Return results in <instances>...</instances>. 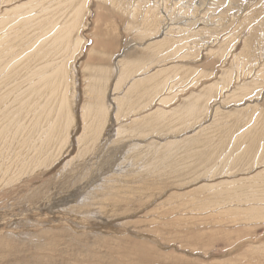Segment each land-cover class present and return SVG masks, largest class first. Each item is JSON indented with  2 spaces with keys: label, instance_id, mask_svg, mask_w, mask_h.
Segmentation results:
<instances>
[{
  "label": "bare ground",
  "instance_id": "obj_1",
  "mask_svg": "<svg viewBox=\"0 0 264 264\" xmlns=\"http://www.w3.org/2000/svg\"><path fill=\"white\" fill-rule=\"evenodd\" d=\"M18 1L0 0V264L6 262L3 260L4 253L12 254L13 247L10 244L13 242L15 245L16 240L20 241L24 238L29 241L43 240L39 246L38 255L33 256L31 262L26 260L31 264H126L123 257L114 256L113 258L111 250H108L112 256L110 261L100 260L96 251L88 252L89 250L84 251L87 259L79 258V255L75 253L70 254L68 258L62 255L58 243L63 233H68L69 230L84 231L83 234H86V230L92 231V226L95 227V225L88 218L90 215L98 217L100 229L106 230L109 222L108 218L103 216H120L127 213V207L134 199L131 197L132 193L125 190L126 187L123 185L120 186L121 190H116L119 186L91 185V188H79V186H64V183L69 179L57 178V174H60L58 172H62L61 168H65L69 163L64 161L65 154L72 149V141L70 143L69 140V133H71L69 127L74 123L73 107L76 99V96L74 97L76 89L73 85L75 75L72 66L82 51L84 40L88 37H80V30L86 26L87 17L90 15L89 4L92 0H29L17 4ZM107 1L129 15L128 26L131 31L139 32V39L145 41L141 46L146 51L143 59H130L126 57V53V56L123 55L121 58L119 68L113 66L108 70L93 66L89 75L93 81L86 84L88 91L91 94L93 92L102 93L106 92L110 86L111 99L110 102L106 101L103 96L101 103L84 102L81 105L83 133L78 139L73 140L75 142L78 140L76 143L79 146L77 154L81 158L83 156L86 158V155L90 157L92 151L100 150L101 143H104L103 137L107 135L106 131L111 127L108 120V116L112 115L111 110H113V118L117 123L125 125L124 121L130 120L131 124H129V128L117 125L113 131L114 139L135 132L141 133L152 122L170 121L175 118L185 125L197 123L198 125L192 129L197 133L212 122L219 121L220 104L219 102L211 104V102L217 100L220 102L224 100L228 102L241 101L255 85L260 87L256 94L261 95L264 88V83H260L264 79L262 78V76L264 77L263 29L254 39L251 50L247 51V41L244 39L243 48L239 52H232L234 55L231 59L228 58L229 65L226 64L228 66L225 69L222 68L216 81L215 79L209 81L199 91L184 96V101L179 105H175L173 102L171 107H157L156 103L158 105L166 104L173 100L169 92L174 87L172 81L175 78L189 76V73L194 72V70L181 67L178 63L175 64V61L169 64V58L177 57L179 54V57L183 59L186 55L198 56L204 48L205 51L216 55L223 54L222 44L219 46L216 44V47L213 46L209 49L208 45L205 47L204 44L209 43L210 45L211 42L218 41V34L211 31L207 33V30L211 28L210 26L219 25L220 21H223L224 15H222L223 18L217 19L218 16L215 18L212 11L205 12L209 8L203 7L202 11L199 10L200 4H205L201 0L197 3L192 2L193 0L187 3L184 1L185 4L179 3V5L170 3V0ZM141 7L143 8L142 12L140 11ZM212 7H210L211 10L214 9ZM179 8H183V12L176 15ZM140 13L141 16H139ZM197 13L199 16L196 15ZM180 15L184 19L185 17L188 19L179 25L176 16ZM226 18L228 17L226 16ZM198 26H200L199 29ZM192 28L198 30L194 29L193 32ZM202 33H206L211 42L205 41L206 36L202 37ZM194 34H200L202 39L196 43L192 41L195 43L192 47L188 42H180L181 39H189L191 36L195 40L196 35L193 36ZM200 42L202 43L198 47ZM202 46H204L202 50L196 49H201ZM184 47L190 49L185 50L186 53L181 55L179 51ZM65 53L69 54H67L68 58L65 57ZM157 56L158 59H154ZM71 57L73 58L71 59ZM68 60H70L69 63H67ZM167 64L169 65L167 66ZM239 68L246 73L254 70V75L258 78L251 81V84L242 83L234 89L229 88L232 73ZM206 71L200 70V76L208 75L204 74ZM206 79L208 80L207 77ZM227 88L229 89L227 90ZM88 91L85 92L88 93ZM162 91H166L167 94L161 93ZM141 93L148 94L149 101L144 105L139 104L138 95ZM255 105L252 108L258 110V114L256 112L250 114L252 108L248 109L249 107L233 113L234 118L253 121V126L240 134L238 140H244V136H253V133L264 137V110ZM205 119H209L208 125L202 122ZM254 127L255 132L252 130ZM206 128L208 129V127ZM74 129L76 130V128ZM235 130H226V134L231 136L235 134ZM194 140L192 137L178 143L176 141L166 142V145H159V142L156 144L153 141L141 144V139L134 141L125 156L130 163V169L120 168L121 172L118 175L123 177L129 174L127 181L130 182L132 179L139 178V175L140 177L142 175L144 179V174L153 173L160 167H169V171L166 173L172 174L178 170L175 168L174 162L168 163V159L173 157V151L185 147L186 143H191ZM259 141L262 142L256 146L254 139L249 137L243 146L242 144L236 146L238 154H226L221 159L231 158L229 161L233 170H235L233 167L241 166L242 169L249 172L254 168V162H258L254 165H259L260 170L246 178H243V175L247 173L234 179H231L234 174L228 175L221 181L216 180L218 182H214L216 178L211 179L199 185L201 186L199 190L215 188L216 195L220 196L233 189L229 185L241 183L238 187L243 191H236L230 198L244 195L246 199L251 196L254 200H260L262 204L264 201V138ZM173 144H176L175 147ZM167 146L171 149H167ZM162 148L172 152L162 154L160 153ZM222 149L229 151L227 144ZM253 151L255 153H252ZM242 152L248 153L243 154ZM213 158L215 159L214 156ZM77 159L78 157H76ZM181 170L178 171L181 172ZM235 176L237 175L235 174ZM55 178L58 181L57 185L63 184V186L49 185L55 182ZM257 184L258 186H256ZM136 189L142 191V189ZM23 191L26 194H22ZM20 192L25 198L23 199L25 204L21 207L25 213L20 215L14 223L15 220L12 219L14 214L11 213L13 210L9 208L8 202H10L12 193ZM118 195L121 196L120 200L114 198ZM64 205H68V207ZM116 205L121 210L115 211ZM59 206L64 207L54 210ZM243 213H247L243 214L244 217L250 218L264 216V205L247 207ZM31 215H34V218H31ZM146 227V229L155 232H158L159 229L157 224L155 226L148 224ZM42 250L49 252L41 253ZM12 261L11 264H21L16 259H12Z\"/></svg>",
  "mask_w": 264,
  "mask_h": 264
},
{
  "label": "rangeland",
  "instance_id": "obj_2",
  "mask_svg": "<svg viewBox=\"0 0 264 264\" xmlns=\"http://www.w3.org/2000/svg\"><path fill=\"white\" fill-rule=\"evenodd\" d=\"M27 1L29 0H19L17 4ZM180 1L170 0V3L173 2L179 5V3L185 4L184 1L186 3L190 2V0ZM199 1L200 0H193L192 2L197 3ZM201 2L205 4L203 5L201 3V8H198L199 10L202 11L204 9L203 7L209 8V10H205V12L210 13V11H212L211 13L213 16L215 15V18L218 16L217 19L223 18L222 15H224L223 21L221 20L222 22L220 21L219 25L210 26L211 28L207 30V33L211 31L212 33L218 34V41H215L216 43L211 42L210 38H208L209 36H206V33L201 34L202 37L206 36L204 38L205 41L211 42L210 45L209 43L204 44L205 47L208 45L207 47L209 49L213 46L216 47V44L217 46L222 44L221 46L224 50L223 54L216 55L210 51H205L204 46H202L201 49L196 48L198 51L204 48L201 53L199 52L198 56L186 55L187 58L185 56V59H183L179 57L180 54L178 53L179 55L177 57L173 56L169 58V64L175 61V64L178 63L181 67L187 70H194V72L192 74L189 73V76L175 78V80L172 81L174 87H172L169 92L173 100L166 104L160 103L158 105L157 103H153L157 107H171L173 106L171 104L173 102L175 105H179L184 101V96L191 92L199 91L201 87L209 83V81H213L214 79L216 81L222 68L225 69L229 65V59L234 55L232 52H239L243 48L244 39L247 41L246 47L247 51H249L254 45V39L262 29L264 30V0H210V3L208 0H201ZM89 6L90 15L88 14L86 26H83L80 30V37H88L84 40L82 51L72 66L75 75L73 85L76 89V94L74 95L76 99L73 107L74 123L69 127V131L71 132L69 133V140L70 143L72 141V149L65 154L64 161L69 162L67 166H65L66 170L62 167V172H58L60 174H57V178L59 177V179H61L62 177V179H69V183H64V186H79V188H91V185L119 186L116 190H121L120 186L123 185L126 187L124 188L125 190L132 193L131 197L134 199L132 200L133 202L130 203L131 205L127 207V213L120 216H103L108 218L109 222V224L107 223L106 230L100 229V219L98 217L90 215L88 218L91 220L92 224L94 223L93 225H95V227L92 226V231L86 230V234H83L82 232L84 231L80 230H69L68 233L64 232L61 239L58 241L59 248L62 250V255L69 258L70 254L75 253L79 255V258L84 259L86 257L84 251L89 250L88 252L96 251L100 260L103 261H110L112 256L113 258L114 256L123 257L122 259L126 264H264V216H254L250 218L248 216L244 217L243 215L247 214L243 213L244 209L247 207L263 206L264 201L261 204L260 200H254L251 196L245 199L244 195L230 198L234 196L236 191H243L238 187L241 183L238 185H229L233 189L226 191L220 196L216 195L217 191L214 190L215 188L211 190H199L201 189L199 185L211 179L216 178L214 182H218L228 175L232 176L234 174V177L231 178L234 179L239 178L243 173H247L243 175V178H246V176H251L256 173L257 170H260V167H258L259 165H254L255 162L253 163L254 168L249 170V172L242 169L241 166L233 167L235 169L233 170L230 167L231 163L229 160H231V158L221 159V157L226 154H238L236 146L241 144L243 146L246 139L249 137L254 139V144H256V146L262 142L259 140L264 137L255 135L254 133L253 136H244V140H238L240 134L253 126V121L249 122L243 118H234L233 113L245 107L251 109L255 104V106L264 110V96H262L264 88L261 95H257L256 93H258L260 87L255 85L252 91L245 95L241 101L228 102L224 100L220 102L217 100L211 102V104L216 102L220 104V110L218 112L219 121L209 124V119L203 120L202 122L205 125L209 124L206 126L208 129L205 127L197 133L192 131V129L198 125L197 123L185 125L175 118L170 121L152 122L148 124L141 133L135 132L125 135L122 138L116 137L114 139L113 131H115L117 125H123L129 128L131 124L130 120L124 121L125 125L124 123H117L113 118V110H111L112 115H110L111 117L108 116L111 127L106 131L107 135L103 137L104 143H101L100 150H94L91 152L92 154L89 153L90 157L86 155V158L85 156L81 158L77 154V148L79 146L76 143L78 140H76V142L73 141L74 139H78L83 133V122L81 123L82 117L80 110L81 105H83L84 102L92 103L96 101L97 103H101L103 101V96L106 101L110 102L111 99L110 86L106 92L104 91L105 93L93 92L91 94L88 91L87 85L93 81L89 76L92 69L96 66L108 70L113 66L119 68L121 65V58L123 55L126 56V53V57L130 59H143L146 51L141 46L145 41L139 39V32L134 30L131 31L128 26V22L130 21L129 15L119 8L114 7L113 4L107 0H92ZM210 7L214 9L211 10ZM142 10L143 8L141 7L140 11L142 12ZM182 10L183 8H179V10L176 11V15L177 13L182 14ZM196 15L199 16V13ZM139 16H141V13ZM226 16L228 18H226ZM176 17H178L176 21L179 25L188 19L186 17L184 19L181 15ZM199 27L200 26L197 28L199 29ZM197 28H192L193 32L194 29L197 31ZM193 36L196 37L194 38L195 40H193L191 36L189 39H181L180 42H188L192 47L193 44L202 39L200 38V34H194ZM192 41H195V43H192ZM201 43L202 42L198 43V47ZM187 49L190 48L184 47V49L179 52L181 55L182 53L185 54V50ZM207 52H210V54L208 53V55ZM67 54L68 53H65L66 58H68ZM72 58L73 57H71V59ZM194 58H196L197 61H195L196 59ZM154 59H158V56ZM70 60H68L67 63H69ZM169 64H167V66ZM200 70L206 71L204 74L208 75L204 76L205 78L203 76L201 77L199 73ZM243 71L244 70L241 68L233 71L229 88L234 89L238 84L242 83L251 84V81L253 82L258 78V76L254 75V70L250 72L247 71L249 73H246V71L243 73ZM262 78L264 77L262 76ZM260 83H264V79ZM229 88H227V90ZM86 90L88 93L85 92ZM161 93L165 94L166 91H162ZM147 95V93L138 95L140 105L148 103L149 98ZM82 100L84 101L82 102ZM253 109L254 108L249 112L250 114H252V112L259 113L258 110ZM73 125L76 130L73 128ZM226 130H235V134L231 136L227 135ZM252 130L255 132V127ZM192 137L195 139L194 141L186 143L187 146L185 144V147L180 148L181 150L177 149L173 151V157L168 159V163L174 162V164H176V169L179 171L183 169L181 172L175 169L176 171L170 174L166 173L169 171V167H160L154 170L155 172L153 173L144 174L143 176H145L146 179H143L142 175L141 177L139 175V178L132 179L130 182L127 181L129 179V177H127L129 174L123 177L118 175V173L121 172L120 168L124 170L130 169V163L125 156L128 154L127 150L129 146H131L134 141L141 139V144H148L153 141L155 143L159 142V145H166V142L176 141V143H178ZM233 138L236 139V142ZM224 139L227 140L225 141ZM226 144L227 147H229V151L222 149ZM173 145V147H175L176 144ZM167 149L171 148L167 146ZM167 149L163 150L162 148L160 153L168 154L172 152ZM242 153L247 154L248 152ZM252 153H255V151ZM76 157H78L77 160ZM235 174L237 176H235ZM57 178H55V182L49 185L52 186V184H54V186H56L58 183V181H56ZM59 185L63 186V184ZM256 186H258V184ZM136 188L142 189V191H138ZM22 194L26 193L23 191ZM114 198L120 200L121 196L118 195ZM23 199L25 198L21 195V192L12 193L10 196V202H8V204H10L9 208L13 210L11 213L14 214L12 216V219L15 220L14 223L20 215L22 216V214L25 213L21 208L22 205L25 204ZM68 205L64 206L68 207ZM64 206H59L54 210ZM114 209L115 211L121 210L118 205H116ZM31 218H34V215H31ZM148 224L152 226L157 224L159 226L158 232L146 229ZM100 239H104L105 241H101ZM39 241L35 239L29 241L24 238L20 241L16 240L15 245L12 242L10 244V246L13 247V250H11L12 254H3V260H6L5 264L13 263L12 259L20 261L21 264H31L29 262H31L33 256L38 255L39 246L43 242L42 239ZM108 250H111L112 256L108 253ZM40 252L46 254L49 251L42 250ZM119 252L120 254H118ZM26 260H29V262H26Z\"/></svg>",
  "mask_w": 264,
  "mask_h": 264
}]
</instances>
